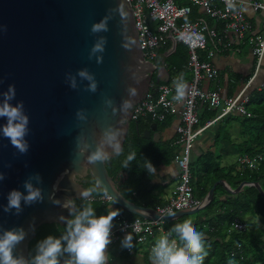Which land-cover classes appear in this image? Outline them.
I'll return each mask as SVG.
<instances>
[{
  "label": "water",
  "instance_id": "water-1",
  "mask_svg": "<svg viewBox=\"0 0 264 264\" xmlns=\"http://www.w3.org/2000/svg\"><path fill=\"white\" fill-rule=\"evenodd\" d=\"M100 23L106 30L92 32ZM97 44L103 50L93 52ZM81 71L91 79L80 76ZM162 74L168 76L164 66L143 56L128 0H0V102L14 85L15 97L9 103L23 101L29 119L26 154L0 137V173L5 177L0 181V234L13 228L26 233L14 249L15 256L29 260V243L40 225L66 224L70 211L77 210L75 201L84 199L80 193L89 190L81 181L86 176L118 208L164 223L204 210L212 203L217 184L229 193L254 185L264 197L258 182L243 181L233 188L221 178L197 205L176 210L170 217L120 192L107 170L117 154L114 145L119 144L120 152L132 108L144 99L152 81H161ZM125 101L130 108H124ZM4 124L6 119L0 118V126ZM156 128L157 123H151L143 136L154 137ZM98 149L107 158L91 163L89 157ZM26 181L41 190L43 201L31 205L22 201L19 214L15 209L3 211L11 191L27 195Z\"/></svg>",
  "mask_w": 264,
  "mask_h": 264
},
{
  "label": "trees",
  "instance_id": "trees-1",
  "mask_svg": "<svg viewBox=\"0 0 264 264\" xmlns=\"http://www.w3.org/2000/svg\"><path fill=\"white\" fill-rule=\"evenodd\" d=\"M157 54L158 59L164 57L168 66L173 65L175 68L181 69V65L186 63L185 54L187 51L181 42L171 54H169L168 43L162 44L157 50ZM246 107L251 113L249 117L235 112L228 115L230 120L240 125L242 138L239 148L248 153L263 152L264 88L255 87L250 91ZM216 114L217 111L207 110L206 107H203L200 112V121L212 118ZM153 122L151 119L131 120L122 149L119 154H115L111 158V164L107 166V170L125 197L138 205L156 208L166 201L161 203L154 193L153 187L150 186L147 179L149 172L144 164L147 161L157 167L161 163L172 160L174 148L161 139L143 136V131L149 128ZM166 122H158L161 125V130L165 127ZM132 152L136 153L135 159L127 162V166H125L127 157ZM190 171L194 196L199 200L205 196L213 183L221 178L235 188L243 181L258 182L264 190V160L252 170L245 168V170L237 171L235 165L221 166L217 155L208 151L191 162ZM82 183L91 190L93 195L89 199L76 200L77 210L91 203L97 216L106 215L110 211L108 204L98 199L104 194L102 190L96 187L90 176L84 177ZM119 212L131 220L137 217L121 208H119ZM247 215L252 217L250 222L245 220ZM193 217H203V219L196 221L194 220L196 218ZM236 218L246 223L247 228L244 231L232 229V223ZM254 218H258L259 221H255ZM186 219H191L197 230L202 231L206 236L209 255L204 264H228L230 259L234 260L236 264H264V197L254 185L244 186L239 193H229L223 185L217 184L214 190V199L204 210L193 215L182 216L170 223H162V226L169 231L175 224ZM65 230L66 224L40 225L36 229L35 237L29 243L28 261H31L37 254L39 242L48 236L60 238L65 234ZM237 244L240 245V250L236 251ZM61 258L65 261L69 259L67 254Z\"/></svg>",
  "mask_w": 264,
  "mask_h": 264
},
{
  "label": "built area",
  "instance_id": "built-area-1",
  "mask_svg": "<svg viewBox=\"0 0 264 264\" xmlns=\"http://www.w3.org/2000/svg\"><path fill=\"white\" fill-rule=\"evenodd\" d=\"M128 1L132 8L138 40L145 60L156 65L158 63L157 50L169 38H173L186 46V67L192 72L187 83L190 91L186 99L180 103V109H177L179 103L173 100L175 95L173 82L155 83L152 81L144 99L134 105L131 113V120L163 121L171 115L179 117V123L176 126L177 139L173 142V146L178 147L173 160L179 168V182L174 195L167 199L165 204L156 207L159 213L168 215L169 211L175 212L190 208L200 202L193 193L189 165L192 147L197 137L231 112L237 111L250 115L246 107L249 95L245 94V91L257 77L263 63L264 29L262 32H254L244 12L229 11L226 0H188L190 3L199 5L212 18L224 21L227 30H233L239 37H245L252 47L255 58L253 73L237 95L223 98L219 89L203 87L205 82L215 80L218 75L216 67L207 60L213 54V51H207V40L215 38L216 30L209 27L204 20H187L191 6L183 0ZM250 4L255 11H261L264 16V0L251 1ZM237 8L240 9L238 4ZM260 86H264V83ZM203 106L216 110L217 114L201 124L200 108ZM261 159V155L240 157L242 163L251 167ZM98 199L106 203L113 202L112 197L105 193ZM113 223L111 243L117 241L124 233L132 235L136 243L143 244L154 238L158 230H162L163 234L168 232L162 228L164 222L161 220H148L141 217L131 220L121 213ZM231 227L237 231H244L247 225L236 218ZM154 243L150 244V249ZM235 249L240 250V246Z\"/></svg>",
  "mask_w": 264,
  "mask_h": 264
},
{
  "label": "clouds",
  "instance_id": "clouds-1",
  "mask_svg": "<svg viewBox=\"0 0 264 264\" xmlns=\"http://www.w3.org/2000/svg\"><path fill=\"white\" fill-rule=\"evenodd\" d=\"M243 0H240L242 3ZM229 11H243L237 8V0H226ZM101 29L106 30L103 23L92 27V32ZM123 47L127 48L125 43ZM102 51L100 44H97L92 51ZM80 76L91 79L86 71H81ZM175 95L173 100L177 103L183 102L189 94V86L183 76L173 81ZM71 87L75 88L73 80ZM95 84L91 90L95 91ZM131 95H135L134 90H130ZM15 97V86L10 85L8 91L3 93V100L0 102V118L6 119V124L0 126V137L7 139L11 146L21 154H26L29 148L25 137L28 134L29 119L24 114V104L20 101L15 106L9 103ZM128 101L124 102V108H130ZM79 115V112H78ZM110 139H115L111 137ZM119 154V144L114 145ZM136 153L128 155L125 162L135 159ZM106 154L97 150L90 157L91 163L103 161ZM144 167L150 175H154L156 168L151 162H145ZM0 173V181L4 179ZM39 179V175L36 176ZM24 188L27 195L13 190L9 193L8 204L3 211L10 212L12 209L19 214L22 211L21 202L31 205L34 202L43 201L41 190L34 188L30 182H25ZM80 196L87 199L91 196V190H85ZM116 201L113 200V203ZM120 214L119 210H110L106 215H96L91 203L86 204L80 210H71L70 219L66 220L65 234L60 238L48 236L37 245V254L31 261H26L22 257L14 255L16 246L25 239L26 233L21 229H10L0 234V264H60V258L67 254L69 259L65 264H109L110 256L108 246L111 244L112 229L114 220ZM168 216L174 217L175 212L169 211ZM122 246L131 250L133 247L131 235H126L122 240ZM206 236L202 231L197 230L191 219H186L175 224L167 233L160 235L150 249L149 259L151 264H204L209 255ZM228 264H236L234 260H229Z\"/></svg>",
  "mask_w": 264,
  "mask_h": 264
},
{
  "label": "crops",
  "instance_id": "crops-1",
  "mask_svg": "<svg viewBox=\"0 0 264 264\" xmlns=\"http://www.w3.org/2000/svg\"><path fill=\"white\" fill-rule=\"evenodd\" d=\"M183 1L190 4L191 6V12L186 17L187 20H204L209 27H213L216 30L215 38H208L207 40V51H213L212 56L207 58V60H209L216 67L218 75L215 80L205 82L203 87L205 89H219V92L223 98L237 95L243 89L244 83L248 77L251 76L254 70L255 58L252 53L251 45L245 37H239L235 31L227 30L224 21L212 18L206 14L199 5L190 3L188 0ZM251 1L259 0H243L242 3H240V0H238L237 4L240 8L244 9L243 12L245 17L251 23L253 31L259 32L263 26V15L261 11H255L253 9L252 5L250 4ZM179 42L181 41L175 40L173 38L168 39L166 43H168L169 46V54L176 50ZM182 45L183 47L185 46L183 43ZM186 57L187 54H185V60L187 62ZM161 59L164 60L163 63L161 62ZM158 64L164 66L168 71V76L165 74L160 76L161 81L159 83L173 82L175 79H179L181 75L187 83L190 80L191 72L188 69H184L186 68V63H183L181 65V69H178L173 65L168 66L164 57H160L158 59ZM169 75L171 76L169 77ZM262 83H264V59L257 77L249 86V88L246 89L245 94L247 93L249 95L250 91L255 87L264 88V86H260ZM178 108H181L180 103L177 105V109ZM247 111L249 112L248 109ZM234 112L246 117L251 116L250 112V115H244L238 113L237 111ZM228 115L214 123L208 129L204 130L202 134L197 137L192 147L191 162L195 161L204 153L212 151L217 155L220 160V164L223 167L235 165L237 171L245 170V168L252 170L258 165L259 162L264 160V151L254 153L241 151L239 148V143L242 138L240 134V125L237 122L230 120ZM206 120L207 119L201 121V124ZM166 121V125H164L165 127L162 130L160 128L161 125L158 124L157 129L153 131L152 134L155 133V139H161L167 143H171L177 139L176 126L179 123V117L177 115H171L167 117ZM173 148L175 151L178 147L174 146ZM245 155L250 157L261 155L262 159L258 161L255 166L251 167L250 165L240 161V157ZM229 157H233V161L229 162ZM155 168V174H148L147 179L150 186L153 187L154 193L161 200V203H164L167 199L174 195L179 182V168L174 163L173 159L161 163ZM191 185L193 188L192 179ZM107 204L109 210H119L115 203L109 202ZM201 219H203V217L196 218L194 220L199 221ZM254 220L259 221L258 218H254ZM162 234V230H158L155 233L154 238L143 244L136 243L134 237L131 235L133 244L131 250L122 246L123 238L130 234L124 233L120 235L117 241L111 243L108 246L107 251L110 256L109 264H151L149 259L150 244L155 242V240ZM60 264H65V260L60 258Z\"/></svg>",
  "mask_w": 264,
  "mask_h": 264
},
{
  "label": "rangeland",
  "instance_id": "rangeland-1",
  "mask_svg": "<svg viewBox=\"0 0 264 264\" xmlns=\"http://www.w3.org/2000/svg\"><path fill=\"white\" fill-rule=\"evenodd\" d=\"M184 69H188V67H186V68H184ZM188 70L191 72L190 69H188ZM171 72H172V71H171ZM191 75H192V72H191ZM191 75H190V78H191ZM170 76H171V75H169V77H170ZM169 81H170V78H169ZM188 82H189V81H188ZM174 94H175V92H174ZM203 107H204V106H203ZM201 109H202V107L200 108V111H201ZM207 109H208V108H207ZM209 110H213V109H209ZM166 119H167V118H166ZM166 119L163 120V121H166ZM163 121H154V122H156L157 125H158V124H159L158 122H163ZM202 124H203V123H202ZM156 129H157V128H156ZM156 129H155V130H156ZM155 130H153V131H155ZM153 131H152V132H153ZM169 145H170L172 148L174 147V146H173V142L169 143ZM176 151H177V150L174 151V155H175ZM174 155H173V159H174ZM233 159H234L233 157H229L228 160H229V162H231V161H233ZM173 161H174V160H173ZM190 164H191V157H190V163H189V165H190ZM245 220L248 221V222H250V221L252 220V217L247 215V216L245 217ZM237 246H240V245L237 244L236 247H237Z\"/></svg>",
  "mask_w": 264,
  "mask_h": 264
},
{
  "label": "bare ground",
  "instance_id": "bare-ground-1",
  "mask_svg": "<svg viewBox=\"0 0 264 264\" xmlns=\"http://www.w3.org/2000/svg\"><path fill=\"white\" fill-rule=\"evenodd\" d=\"M263 15V14H262ZM263 22H264V16H263ZM264 29V26H262V29H261V31H259V32H262V30Z\"/></svg>",
  "mask_w": 264,
  "mask_h": 264
},
{
  "label": "flooded vegetation",
  "instance_id": "flooded-vegetation-1",
  "mask_svg": "<svg viewBox=\"0 0 264 264\" xmlns=\"http://www.w3.org/2000/svg\"><path fill=\"white\" fill-rule=\"evenodd\" d=\"M83 179V178H82ZM82 179H81V181H82Z\"/></svg>",
  "mask_w": 264,
  "mask_h": 264
}]
</instances>
